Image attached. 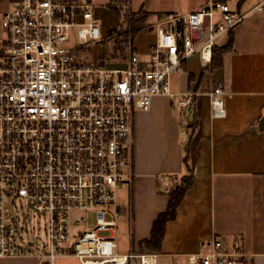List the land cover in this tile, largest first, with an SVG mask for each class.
<instances>
[{
    "label": "built area",
    "instance_id": "obj_1",
    "mask_svg": "<svg viewBox=\"0 0 264 264\" xmlns=\"http://www.w3.org/2000/svg\"><path fill=\"white\" fill-rule=\"evenodd\" d=\"M262 11L264 0L247 12L209 0L187 14H170L155 28L148 60L135 50L129 18L104 34L89 0H18L1 14L0 258L35 256L54 264L73 255L83 264H157L151 250L118 253V192L133 180L135 112L149 111L157 95L173 97L171 78L190 57L210 64L218 39ZM107 42L128 50L121 66L109 67L113 58L105 49L97 58L89 50ZM224 96L219 82L210 93L213 118L226 117ZM193 98L184 94L178 105L186 109ZM16 202L47 217L46 253L23 237L10 206ZM104 205L114 206V219ZM90 210L96 227L75 234ZM105 232L110 234L100 235ZM245 260L240 238L203 240L188 255L189 264Z\"/></svg>",
    "mask_w": 264,
    "mask_h": 264
},
{
    "label": "crops",
    "instance_id": "obj_2",
    "mask_svg": "<svg viewBox=\"0 0 264 264\" xmlns=\"http://www.w3.org/2000/svg\"><path fill=\"white\" fill-rule=\"evenodd\" d=\"M18 0H0V15L13 9ZM106 34L120 26L108 4L130 16L140 11L154 15L153 29L134 36V47L143 60L149 59L155 28L170 14H187L209 0H89ZM217 1V0H213ZM227 1L232 8L247 12L258 0ZM115 19V23L110 18ZM231 50L226 40L216 45L215 57L222 65L210 68L199 55L190 57L171 78L173 97L157 95L149 111L134 116L132 184L118 192L119 216L128 217L130 247L118 251H144L140 243L150 239L153 223L167 210L169 192L176 188L183 169L184 142L197 129L190 145L193 185L177 209V218L166 225L157 264H189L203 240L221 238L230 243L242 240L246 264H264V11L248 15L232 31ZM109 67L123 45L111 43ZM99 57V54L95 58ZM190 75L192 76L190 78ZM225 88V118H213L210 93L217 83ZM193 94L192 104L180 108L184 94ZM119 225V224H118ZM119 228V227H118ZM118 232V229H117ZM119 249V243H118ZM35 256L0 258V264H42ZM54 264H83L76 256H62Z\"/></svg>",
    "mask_w": 264,
    "mask_h": 264
},
{
    "label": "rangeland",
    "instance_id": "obj_3",
    "mask_svg": "<svg viewBox=\"0 0 264 264\" xmlns=\"http://www.w3.org/2000/svg\"><path fill=\"white\" fill-rule=\"evenodd\" d=\"M125 12H122L120 14V26H122L125 23V20H127L129 18L128 15L123 14ZM221 19L220 15H216L214 18V22L218 23V21ZM110 20H112L115 23V19L112 17L110 18ZM102 33H105L103 28H102ZM5 37V31L1 25L0 22V49L2 47V42L3 39ZM226 35H222L219 39H218V43H222L224 40H226ZM75 38L71 41V42H75ZM70 42V45L72 44ZM112 42H107V43H103L100 44L99 46H95V47H91L89 48V50L94 54V56L98 55L102 49H105L107 51H109L110 49H113L112 47H110ZM68 46V45H67ZM123 51H120V54H116L117 51L114 49V55L116 56L115 60H113V62L116 63H124L128 57V50L122 48ZM129 184L128 183H124L123 184V189H126L127 186ZM122 193V189H120L119 194ZM12 207V211L13 214L15 216H17L21 223L24 226V233H23V237L26 238V240L30 241V243L33 245V247H35L36 249H38L40 252L42 253H46L49 249V236H48V220L47 217L45 215H39V216H34L32 213H28L26 211H24L22 209V206L19 202H16L15 205H10ZM102 208H105L107 210H109V214L110 216L114 219V215H113V209L114 206H110V205H104ZM95 214L96 211L95 210H90L87 213H85V216L87 217V221L81 223L80 225H78L77 227L73 228V232L75 234H79L81 232H85L88 230H92L96 227V219H95ZM118 232H117V242L119 243V249L118 251H122V250H126L127 248L130 247V241L127 237V235L130 234V224H129V218L128 217H121L118 216ZM110 233L105 232V233H101L100 235L102 236H108ZM161 262H163V259H160V264Z\"/></svg>",
    "mask_w": 264,
    "mask_h": 264
},
{
    "label": "trees",
    "instance_id": "obj_4",
    "mask_svg": "<svg viewBox=\"0 0 264 264\" xmlns=\"http://www.w3.org/2000/svg\"><path fill=\"white\" fill-rule=\"evenodd\" d=\"M246 0H238L239 7ZM108 7L120 17V12L113 6V4H108ZM154 15L140 11L138 13L131 14L129 16L130 29L133 36H136L141 30L145 28L153 29L155 22H152L151 19ZM234 42L233 32L229 33V43L224 47V50H231ZM212 62L210 63V68H215L222 65V59L220 57H215V51ZM192 76L190 75V78ZM193 127L187 133V139L184 142V156H183V169L181 174L178 175V184L175 189L169 192L170 201L166 211L160 213L156 220L153 223L152 233L150 239L141 241V249H148L151 251H160L162 247V242L165 237L166 225L168 222L173 221L177 218V209L182 203L185 194L189 188L193 185V169L191 165V154H190V145L194 137L195 131L197 129V120L194 116L192 121Z\"/></svg>",
    "mask_w": 264,
    "mask_h": 264
},
{
    "label": "bare ground",
    "instance_id": "obj_5",
    "mask_svg": "<svg viewBox=\"0 0 264 264\" xmlns=\"http://www.w3.org/2000/svg\"><path fill=\"white\" fill-rule=\"evenodd\" d=\"M115 264L114 260L110 259H100V260H94V261H88L87 264Z\"/></svg>",
    "mask_w": 264,
    "mask_h": 264
},
{
    "label": "water",
    "instance_id": "obj_6",
    "mask_svg": "<svg viewBox=\"0 0 264 264\" xmlns=\"http://www.w3.org/2000/svg\"><path fill=\"white\" fill-rule=\"evenodd\" d=\"M259 127L261 130H264V116L262 117V119L259 122Z\"/></svg>",
    "mask_w": 264,
    "mask_h": 264
}]
</instances>
